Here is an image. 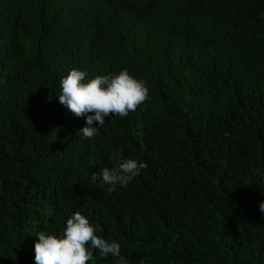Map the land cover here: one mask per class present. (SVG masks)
I'll list each match as a JSON object with an SVG mask.
<instances>
[{"label":"trees","instance_id":"16d2710c","mask_svg":"<svg viewBox=\"0 0 264 264\" xmlns=\"http://www.w3.org/2000/svg\"><path fill=\"white\" fill-rule=\"evenodd\" d=\"M74 68L149 99L85 139L58 101ZM117 150L145 167L108 192L89 178ZM261 202L264 0H0V264H35L75 212L128 264H264Z\"/></svg>","mask_w":264,"mask_h":264},{"label":"clouds","instance_id":"9594fccd","mask_svg":"<svg viewBox=\"0 0 264 264\" xmlns=\"http://www.w3.org/2000/svg\"><path fill=\"white\" fill-rule=\"evenodd\" d=\"M130 13L134 26L138 32L142 31L145 26L139 25L140 13L135 9H130ZM85 77L86 72L71 69L61 79V92L58 95L59 103L74 116L85 118V126L78 131L85 139L97 135L106 117H126L149 99V89L145 82L130 75L126 69L116 74L96 75L87 82H84ZM109 159L112 161L111 168L103 167L99 172L94 171L89 178L90 183L108 192L114 191L117 185L127 188L145 167L134 159L124 158L122 150L115 151ZM88 163L95 166L98 161L89 158ZM259 210L264 214V202L259 204ZM98 231H102V228L94 227L80 212L73 213L66 220L61 236L46 232L36 234L35 264H88L93 258L92 249L98 251L102 258L109 255L116 258V264H128L127 259L121 255L120 243L107 241L97 234Z\"/></svg>","mask_w":264,"mask_h":264}]
</instances>
